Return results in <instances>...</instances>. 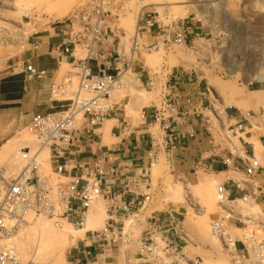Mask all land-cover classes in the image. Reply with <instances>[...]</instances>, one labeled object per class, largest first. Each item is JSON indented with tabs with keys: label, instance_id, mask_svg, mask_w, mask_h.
I'll use <instances>...</instances> for the list:
<instances>
[{
	"label": "built area",
	"instance_id": "built-area-1",
	"mask_svg": "<svg viewBox=\"0 0 264 264\" xmlns=\"http://www.w3.org/2000/svg\"><path fill=\"white\" fill-rule=\"evenodd\" d=\"M112 1L82 0L66 19L53 25L61 39L50 49V54L58 63H69L74 70L49 88L50 96L60 105L55 110L34 114L29 121L36 150L48 151L51 175L40 171L37 151L22 150L26 164L14 178L6 180L0 197V264H20L14 250L5 241L26 223L28 213L58 227L70 223L82 228L97 197L104 203L106 218L100 229L86 231L84 236L87 238L80 240L81 253L88 258L83 264H199V258L185 257L186 235L173 213L152 211L143 220L137 216L153 198L150 166L158 162L161 154L173 166L175 143L192 137L179 128L177 117L187 116L188 112L176 106L169 92L170 82L165 80L167 75L158 77V74L151 73L150 86L159 97L151 114L143 110L139 115L145 123L157 125V130L149 132L146 167L138 174L125 173L118 165L105 170L101 160L90 163L80 157L81 148L95 138L99 139L98 130L115 115L109 98L120 84L123 73L116 65L126 57L109 47L111 38L117 39V46L125 37L123 30L113 22L117 15L109 10ZM187 24L171 22L165 30L157 25L159 32L163 33V45L172 42L188 46ZM129 41V61L141 48H157L156 44L143 47L134 37ZM31 46L36 50L39 43ZM22 73L27 80L39 79L46 74L28 62ZM174 80L178 84L183 80L197 86L202 83V77L195 71L183 68L175 73ZM249 116L250 113L246 112V119ZM246 128L242 122L215 125L213 133H209L211 154L206 159L219 160L226 167L242 170L246 179L251 180L262 168L259 158L252 154L245 160L235 161L232 156L218 154L223 151L221 146L226 147L230 138H238ZM218 141L221 144L216 143ZM197 169L212 172L209 166L201 165ZM215 194L220 205L225 202L234 204L239 200L246 203L250 199L249 196H242L239 200L231 198L225 183L216 186ZM131 218L132 227L139 231L125 228V222ZM227 220L228 217H220L210 223L211 230L223 240L228 234ZM228 252L235 264H261L264 261V238L255 230L244 232L239 238H233Z\"/></svg>",
	"mask_w": 264,
	"mask_h": 264
},
{
	"label": "rangeland",
	"instance_id": "rangeland-1",
	"mask_svg": "<svg viewBox=\"0 0 264 264\" xmlns=\"http://www.w3.org/2000/svg\"><path fill=\"white\" fill-rule=\"evenodd\" d=\"M81 1L0 0V87L7 80L8 71L31 54L28 45L31 35L66 19ZM234 1L235 13L230 10L229 0H113L109 10L117 15L113 22L125 34L121 45L126 39V52L129 51V40L133 37L143 47L157 45L155 49L141 48L134 54V58L141 59L151 73L160 77L167 75L166 68L192 70L202 77L203 86L216 90L223 105L233 104V96L238 93L248 99L242 111L250 113L251 132L256 138L262 136L264 144V99L260 92L250 90L264 85V72L258 70L264 66V0ZM175 21L188 23L189 28L198 32L192 45L184 47L172 42L163 45V33L159 32L157 25L165 30L166 25ZM156 94L155 89L141 86L132 72L125 71L120 84L110 95L120 99L127 95L124 102H127V98L138 99V104L133 107L135 110L131 109V104L126 109L128 116L136 118L141 105L155 101ZM222 109L223 106H218L216 111L215 123L218 126L220 121H224ZM105 126L104 138H107L109 122ZM233 139L238 143L237 138H230V142H227L232 152L236 146ZM8 140H11L10 150L0 154V177L4 180L14 178L26 164L21 157L17 159L18 163L14 158L20 148L26 145L32 152L37 149L29 122L19 123L17 127L8 129L6 134L0 123V149ZM256 142L252 141L254 147H258L257 158H262L264 148ZM48 157V151L43 150L37 159L40 161V171L45 175H51ZM195 171L178 172L161 154L158 162L150 166L153 198L137 216L143 220L152 211L172 212L186 235L183 248L185 257L199 258V264H235L228 252L233 238H239L242 233L251 230L264 238V215L254 203L252 206L257 207L260 217L248 214L251 209L247 203L252 199L246 203L239 200L234 204L220 205L215 192L216 186L222 181L217 173L202 169ZM3 184L0 178V197ZM98 215H101V222L90 229L92 231L100 229L106 218L100 197L92 202L82 228L70 223L58 227L48 220L33 216V222L22 225L5 243L14 250L20 264H75L72 259L74 247L77 244L80 247V240L86 239L87 235L81 239L70 238L64 244V228L68 225L73 232L81 231L84 234L88 231L85 229L87 219ZM220 217H228L226 242L210 228L211 221ZM125 224L126 229L139 231L132 227V218ZM39 231L49 232L52 239L46 240L44 235L41 252L37 254L33 247ZM75 234L78 237L79 233Z\"/></svg>",
	"mask_w": 264,
	"mask_h": 264
},
{
	"label": "crops",
	"instance_id": "crops-1",
	"mask_svg": "<svg viewBox=\"0 0 264 264\" xmlns=\"http://www.w3.org/2000/svg\"><path fill=\"white\" fill-rule=\"evenodd\" d=\"M197 33L192 28L187 30V45H192L195 42ZM33 34L34 36L31 35V41L28 44L31 54L21 60V64L17 63L15 67L8 71L7 80L0 87V123L4 134L7 133L8 129L17 127L19 123L29 122L34 114H43L55 110L60 103L50 96L49 88L51 84L60 82L68 72L74 70L69 63H58L50 54V49L58 45L61 39L53 26L36 31ZM109 41L111 43L109 47H112L121 56L126 57L124 61L116 65L119 72H132L141 86L152 89L150 86L151 71L145 68V64L141 59H138V57L135 59L133 56L129 61L126 44H124L125 46L121 45L120 41L116 46V38H111ZM35 42L39 43V47L33 50L31 45ZM26 62L32 64L38 70H44L45 76L39 79L27 80L22 73ZM178 70L174 67L166 68L167 76L165 80L170 82L169 92L178 109L184 112L187 110L188 112L187 116L177 117L180 125L178 126L184 133L192 137L175 143L173 167H176V170L181 173H190L193 170L196 173L195 169L201 167V165L204 167L209 166L212 173H217V177L227 185L231 198L239 200L242 196H249L264 215V157L259 158L262 168L251 180L246 179L242 170H235L231 166L226 167L219 160L206 159L211 154L209 133H213L215 130L218 106H223L222 111L224 114V121H220L218 124L242 122L247 125L245 131L237 138L239 147H236V150L238 152L233 151V153L228 146H221L223 151H219V155L232 156L231 158L235 161L245 160L252 154L257 157L256 148L258 147H254L252 141L257 140L259 146L263 148V137H254L251 132L250 121L246 119L242 111L243 108L241 109L233 104L223 105V101L214 88L211 87L210 90L209 87L203 86V83L197 86L187 80H183L181 84L175 82L174 76ZM250 90L260 92L261 97L264 99V85ZM158 97L156 94L155 101H150L147 105H141L137 117L134 118L127 115L126 109L131 104V109L135 110L133 107L138 104V99L127 98V102H124V98L120 99L118 96L111 97L110 95L109 100L114 106L115 115L107 119L98 130L99 139L95 138L91 143L81 148L83 153L80 157L90 163L101 160L105 170L111 165H118L125 173L138 174L147 165L149 132L154 131L157 127L154 123H145L139 118V115L143 110L151 114L152 106L157 104ZM254 104L253 106H256ZM106 122H109V127L107 138H104ZM71 173L73 174L75 171ZM82 249V245L79 247L77 244L74 247L72 257L74 263L79 260L80 264H83L88 259L81 253Z\"/></svg>",
	"mask_w": 264,
	"mask_h": 264
},
{
	"label": "bare ground",
	"instance_id": "bare-ground-1",
	"mask_svg": "<svg viewBox=\"0 0 264 264\" xmlns=\"http://www.w3.org/2000/svg\"><path fill=\"white\" fill-rule=\"evenodd\" d=\"M229 6H230V10L233 12V13H235L236 12V10L234 9V7H233V5L236 3L234 0H229ZM133 25V24H132ZM123 43H122V45H124V44H127L126 43V39H125V41H122ZM125 46V45H124ZM123 46V47H124ZM121 47V46H120ZM123 49V48H122ZM259 72L260 73H263L264 72V66L263 67H260L259 69ZM124 73V72H123ZM122 73V74H123ZM236 93V92H235ZM238 93V92H237ZM233 104L235 105V106H237V107H240L241 109L244 107V106H247V104H248V99L246 100V99H244L241 95H240V93H238V94H235L234 96H233ZM227 104V103H226ZM246 109V108H245ZM244 111H246V110H244ZM243 113V112H242ZM244 114H246V113H244ZM234 140V142H235V145L236 146H234V148L235 149H233L234 150V152H238L236 149V147H239V144L236 142V140L235 139H233ZM257 143V145H258V142H256ZM25 145V144H24ZM10 148H11V140H8V141H6V142H4V144L1 146V149H0V154L1 155H3V154H5V153H7V151H9L10 150ZM24 149H27V147H26V145L24 146V147H22V148H20V150H19V153H16L15 154V160H17V159H19V157H23L22 156V150H24ZM37 151V150H36ZM43 151V150H42ZM42 151H37V153H38V157H37V159L40 157V154H41V152ZM30 152H32L31 150H30ZM36 159V160H37ZM16 162V161H15ZM20 162V161H19ZM17 163H18V160H17ZM154 165V164H153ZM1 179H2V181H3V183L5 184V182H6V180H4V178L3 177H0ZM3 189H4V185H3ZM0 190H1V187H0ZM2 192H3V190H2ZM243 203V202H242ZM253 202L252 201H249L247 204H249L250 205V209H251V211H250V213H248L250 216H257L258 218L260 217V215H259V210L257 209V207L256 208H253V206L252 205H254V204H252ZM227 204H233V203H224V204H222V206L223 205H227ZM249 207V206H248ZM247 208H245V210H246ZM244 210V211H245ZM247 211V210H246ZM95 215V214H94ZM86 217H88V216H86ZM33 220H34V218H33V214L32 213H28L27 214V216H26V223H30V221L31 222H33ZM101 220V215H98V216H94L92 219H87V223L85 224V226L87 227V228H85L86 230H88V231H92V230H90V229H93V227H95V226H97V225H99L100 224V221ZM34 222H36V221H34ZM105 222V221H104ZM74 230L72 229V228H70L68 225L67 226H65V228H64V234H63V236H62V241H63V243L65 244V243H67L69 240H70V238H74V239H81L83 236H84V234L81 232V231H76V232H73ZM213 231V230H212ZM75 233H79V235H78V237H77V235L75 234ZM213 233L214 234H217V233H215L214 231H213ZM44 235L47 237V239L46 240H50V239H52V235L49 233V232H47V233H40V231L39 232H37V240L35 241V245H34V247H33V251H34V253L36 252L37 254L39 253V251L41 250V246H42V243H43V240L45 239L44 238ZM218 235V234H217ZM218 237H220V236H218ZM8 240H10V238L9 239H7V241ZM12 241V240H11ZM10 244H11V242H10ZM44 246V245H43ZM41 252V251H40ZM41 254V253H40ZM42 254H43V252H42ZM264 262V261H263ZM183 264H186V263H183Z\"/></svg>",
	"mask_w": 264,
	"mask_h": 264
}]
</instances>
